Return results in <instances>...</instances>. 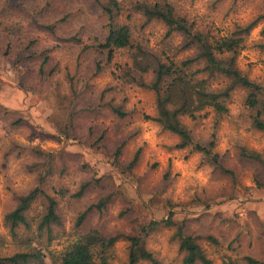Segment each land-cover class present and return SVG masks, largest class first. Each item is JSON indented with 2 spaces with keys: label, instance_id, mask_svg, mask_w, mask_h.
Here are the masks:
<instances>
[{
  "label": "rangeland",
  "instance_id": "obj_1",
  "mask_svg": "<svg viewBox=\"0 0 264 264\" xmlns=\"http://www.w3.org/2000/svg\"><path fill=\"white\" fill-rule=\"evenodd\" d=\"M136 1L146 0H121L119 17L132 27L135 41L162 57L180 59L192 52L180 50L179 33L168 35L164 23L147 22L134 7ZM170 1L195 28L214 36L228 35L236 23L264 12V0ZM36 15L57 24L61 34H78L85 44L106 31L99 0H0V257L36 249L49 261L58 259L91 229L106 235L135 234L151 220L174 213L175 224L163 223L145 236L147 247L164 264H182L180 225L198 237L216 264H247L244 255L264 259V164L239 155L245 148L264 157V130L252 124L247 91L234 89L229 111L221 117L209 107L195 120L181 118L195 142L215 140L214 151L233 172L225 173L193 145L177 148L179 137L152 119L155 91L116 74L130 62L127 49L117 50L103 71L94 73L100 57L79 55L73 41L39 30ZM263 27L262 21L247 36L238 65L264 94ZM32 39L36 43L30 46ZM112 105H121L128 115L119 117ZM59 128H68L70 136ZM83 185L85 190L77 195ZM36 188L58 201L60 222L52 224L51 231L39 228L48 207L46 195L40 193L27 210L30 226L19 227L13 235L5 217L22 195ZM61 188L69 191L63 195ZM105 196L109 201L100 212L93 204ZM207 234L221 243L212 244ZM109 250L111 263L130 264L127 240L120 239Z\"/></svg>",
  "mask_w": 264,
  "mask_h": 264
},
{
  "label": "trees",
  "instance_id": "obj_2",
  "mask_svg": "<svg viewBox=\"0 0 264 264\" xmlns=\"http://www.w3.org/2000/svg\"><path fill=\"white\" fill-rule=\"evenodd\" d=\"M99 3L106 18V31L103 37L97 38L96 42L91 44L83 43V39L79 38L76 33L61 34L57 29V24L52 21L39 20V15L33 18H36L38 24L36 26L39 30L57 35L58 40L76 43L80 48L79 55L90 53L95 57H100L95 60L94 73L102 72L103 66L113 60L117 50L127 49L130 62L119 66L120 71L116 74L122 76L128 83H136L155 91L157 111L152 119L179 137L177 148L193 145L217 169L233 174L223 161L222 155L214 151L215 140L206 144L195 142L190 129L185 126L181 118L189 116L195 120L203 110L209 107L215 111L217 116L225 115L229 111L228 104L233 90L239 87L247 91L246 104L252 111L253 126L264 130L263 87L245 75L238 65V56L245 47L247 36L260 22H264V12L247 23H236L235 29L228 35L214 36L195 28V24L190 22L185 15L180 14L170 0L136 1L134 7L144 15L147 22L160 21L167 27L168 35L176 32L182 36L180 50H191L192 52L176 59L170 57L169 54L162 57L152 52L143 43L133 39L132 27L127 23L119 22L122 12L121 0H99ZM262 32L264 34V27ZM34 43L36 40L32 39L30 46ZM21 59L22 57L18 58V61ZM101 59L105 60V63ZM48 62L49 56H46L40 66L42 76L46 74L44 67ZM149 73L153 74L150 80L147 79ZM49 74L52 75L51 72ZM214 82H219V84H214ZM75 101L78 102L77 97ZM73 105V108H76L74 102ZM60 108L63 110L62 107ZM97 109L102 110L99 106ZM112 111L119 117L128 115L121 105H112ZM60 116L63 118V114ZM57 118V115L53 116V120ZM58 131L66 137L70 136L68 128H59ZM239 155L241 158H249L261 165L264 164V157L255 150L243 148ZM137 159L138 154L134 157L132 165L137 162ZM85 188L86 186L83 185L77 195H81ZM68 191L67 188H61L59 192L65 195ZM40 193L46 195L48 207L45 215L40 219L39 228H48L51 231V225L60 222V215L57 211L58 201L40 188H36L22 195L16 208L5 217L6 224L13 235H16L19 227L30 226L27 210ZM108 201L109 196H105L93 206L103 212L106 210ZM85 215V212L80 215L79 222L83 221ZM173 215L174 213L168 219L161 221L151 220L148 224L142 225L139 232L135 234L106 235L98 229H91L72 243L58 259L51 258L49 261L46 253L35 249V251H19L1 256L0 264H113L109 261V249L120 239L129 242L130 264H138L143 260L150 264H164L147 247L145 236L158 225L175 224L172 220ZM177 236L180 249L184 253L182 264H216L199 243L198 237L186 233L181 225L178 226ZM206 239L212 244L221 243L213 234H207ZM243 257L247 264H264V259L253 255ZM229 261H231L230 257Z\"/></svg>",
  "mask_w": 264,
  "mask_h": 264
}]
</instances>
